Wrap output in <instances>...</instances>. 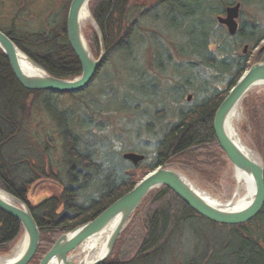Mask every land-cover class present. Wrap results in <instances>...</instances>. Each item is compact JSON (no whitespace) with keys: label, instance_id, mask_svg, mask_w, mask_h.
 Returning <instances> with one entry per match:
<instances>
[{"label":"trees","instance_id":"16d2710c","mask_svg":"<svg viewBox=\"0 0 264 264\" xmlns=\"http://www.w3.org/2000/svg\"><path fill=\"white\" fill-rule=\"evenodd\" d=\"M136 1L91 2L107 57L87 89L68 94L80 99L78 106L62 107V94L25 89L0 48V189L24 202L39 226L41 242L30 264H40L61 236L96 220L150 170L187 159L203 167L211 157L218 158V152L227 158L215 134V116L243 73L264 62V30L245 23L231 36L218 23L217 17L238 3L235 0H154L144 10ZM71 2L59 11L48 8L39 28L20 29L15 20L9 26L0 23V30L30 59L49 75L66 80L83 72L68 40ZM141 17L158 26L146 30L148 41L141 35ZM168 36L172 43L161 41ZM86 37L99 58L98 33L92 28ZM244 44L251 50L240 52ZM146 45L155 53L153 74L145 69L137 78L150 83L152 93L130 88L127 98L132 97L131 103L126 100L117 106L112 103L116 100L110 96L112 89L104 90L108 107L98 105L97 99L81 98L108 62L117 56L135 60ZM168 70L174 79L165 87L160 76ZM256 103L264 110V96ZM143 104L147 108L142 109ZM112 110L129 111L133 120L145 123L131 136L138 140L146 135L147 144L154 141V150L147 154V147L140 145L143 140L131 151L143 154L144 162L149 160L146 165H133L111 138H102L109 130L103 119ZM40 116L50 120L54 134L42 128ZM143 169L145 174H138ZM47 183L58 185L60 192L32 204L31 188ZM136 212L143 217V230L136 234L133 249L103 264H264V206L246 223L222 225L199 215L173 191L161 187ZM23 235L22 224L0 210V256H7Z\"/></svg>","mask_w":264,"mask_h":264},{"label":"water","instance_id":"95a60500","mask_svg":"<svg viewBox=\"0 0 264 264\" xmlns=\"http://www.w3.org/2000/svg\"><path fill=\"white\" fill-rule=\"evenodd\" d=\"M91 1L73 0L68 14V40L83 69L82 75L73 80L55 78L49 75L46 70L36 64L26 54L29 60L42 71V74L38 76L24 74L17 60V53L22 50L17 47L7 34L0 30V48L8 58L16 78L25 89L49 91L57 94H77L92 84L96 72L107 57V49L102 31L93 16H91L89 22L98 32L101 44V53L98 59L93 56L81 29L79 22L80 11L85 3ZM241 7V3L229 6L226 9L225 16H219L217 19L221 25L227 27L231 36L236 35L239 30L238 19L241 14ZM259 85H264V62L255 63L243 73L220 105L214 120L216 137L229 162L234 168L250 173L254 179L255 192L250 204L234 212L219 210L206 202L194 189L195 186L182 173L170 168L168 165L159 166L149 171L133 190L112 204L96 220L61 236L53 248L44 256L40 264H52L53 262H56V264H75L73 257L77 249L90 237L103 231L114 219L120 217V225L111 238L107 254L99 261L93 263L103 264L109 259L121 233L127 227L145 198L152 191L161 187H167L199 215L218 224L239 225L255 218L264 206V162L261 165L254 163L234 144L228 135L226 122L234 107L242 102L252 89ZM191 98L190 96L188 100H191ZM124 158L135 166L145 160L144 155L137 153H126ZM9 195L14 202L9 203L0 198V210L22 224L24 235L25 237L27 236V247L23 255L16 261H1L0 264H30L39 249L41 232L30 208L13 195Z\"/></svg>","mask_w":264,"mask_h":264},{"label":"rangeland","instance_id":"374dc122","mask_svg":"<svg viewBox=\"0 0 264 264\" xmlns=\"http://www.w3.org/2000/svg\"><path fill=\"white\" fill-rule=\"evenodd\" d=\"M52 1L53 0L0 1V23L3 25H8L12 20H15L17 27L20 29H33V27L39 28V25L41 23L42 25L44 24V19L47 16V12H49L48 8L53 7V9L50 11H59V8L64 7L65 3L69 0H54V2ZM235 1L242 4L241 16L239 19L240 25L245 23L248 25L256 24L264 30V0ZM153 2L154 0H139L138 2L136 1L138 5L137 7L139 9L145 7L142 10L149 7ZM140 20H142L140 24L141 35H143L144 39L148 41V37H145L146 30H157L158 26H156L157 24H153L145 20L144 17H141ZM92 28L95 29V27L91 23H88V27L84 29V34L87 43L91 51L93 52L92 46L88 38L86 37V34L88 35ZM172 40L173 39L170 36H168V39H161V41L165 44H168L169 42L172 43ZM261 44L264 45V41ZM245 47L246 44L242 45V47L240 48V52H242ZM213 49H216V46H213ZM150 50L151 49L148 45L141 47L135 56V60L127 59L123 56H117V58L112 59L110 62H108L106 68L102 70L100 78L96 80L94 85L90 88V91L84 92V95H82L81 98L84 99L87 97V100L89 102L90 99H97L98 105L100 104L103 105V107H108V101L103 96V94L106 93V90L112 89L110 96L116 98V100H114L112 103H118L117 106H122L123 103L126 102V100H128L127 104L131 103L132 97L130 99L127 98V95H129L130 93V88L132 90L136 88L146 93H152L153 89L152 86H150L151 84L141 82L137 78L138 73L140 74L142 70L146 69L149 71V73L151 72L150 70H152V61H154L155 59V53ZM250 50L251 49H249L248 51ZM173 79L174 76L171 73V70L166 71L165 74H161L160 76V82L162 83V86L165 87L171 86ZM88 93H90L91 98H89L90 96H88ZM131 96H133V93L131 94ZM189 96L192 95L189 94L188 97ZM263 96L264 87L252 89L242 101L240 117L236 118L234 121L235 129L240 135L243 142L261 157L262 162L264 153V110L257 106L256 100L257 98H262ZM59 103L62 107H74L75 105L78 106V104H80L81 102L79 98L72 99L68 95H61L59 96ZM141 107L142 109L147 108L144 104ZM133 118L134 117L129 111L125 110L117 112L115 110H112L105 117V119H103V121L106 122L109 126V130L107 133H102V138H111L116 143V147L121 150L122 154H141L137 151L135 152L131 150L144 140L140 145L146 146V151L148 150L147 154L150 155L155 147L154 141L152 140L151 144H147L145 140H148L149 137H147L146 135H143V137L141 139L139 138L138 140H135L131 136V133L138 127L141 129L145 126L144 122L142 125L141 122L135 121L133 120ZM38 119L40 120L41 126L44 130H47L50 133L54 134L53 124L47 117L40 116ZM58 157H60L59 154ZM196 162L197 161L195 159H187L185 162L177 161L172 164L170 168L182 173L195 187L209 193L213 198L224 203L233 200L237 191V182L234 175V166L229 162V160L227 158L225 159L221 157L218 152V158L211 157L207 164L203 165V167L201 165H198ZM147 163H149V160L148 162H143L144 165H146ZM138 174L144 175L145 170H140V173ZM59 192L60 189L58 185L54 183L33 186L30 192V202L32 204L39 203L45 198H49ZM148 206L149 205H146V207ZM137 213L138 212L133 215L127 227L121 233L109 259L114 258L115 255L128 251L129 248L133 249V246L136 242V234L140 233V231L143 230V217L142 215L136 216ZM16 245L17 244H15V246ZM14 247L11 248L13 249ZM12 249H10L8 255L11 254ZM77 253H79V249H77L74 255H76Z\"/></svg>","mask_w":264,"mask_h":264},{"label":"bare ground","instance_id":"6f19581e","mask_svg":"<svg viewBox=\"0 0 264 264\" xmlns=\"http://www.w3.org/2000/svg\"><path fill=\"white\" fill-rule=\"evenodd\" d=\"M91 2L85 3V5L82 7L80 11L79 22L83 33H84V29L88 27V23H90L89 21L92 16L90 10ZM17 60L24 74L29 76H38L42 74V71L36 65H34L25 55V53H23L22 51H18ZM262 87H264V85H259L254 89L262 88ZM241 104L242 102L236 105L232 110V112L230 113L226 122V129L229 137L234 142V144L250 160H252L254 163L258 165H261L263 163L261 157L255 151L251 150L243 142L240 135L235 129L234 121L236 118H239L241 115ZM234 175L237 182L236 195L233 200L227 201L226 203L221 202L213 198L209 193L202 191L197 187H194L193 185L192 186L206 202H208L210 205L214 206L215 208L225 212L238 211L251 203L255 192V184L252 175L244 170L234 168ZM0 198L9 203L14 202L13 198L2 189H0ZM119 225H120V217L110 222L103 231H101L98 234H95L94 236L86 240L79 248V253H77L73 257V261L75 262V264H93L94 262H97L100 259H102L107 254L109 250V243L111 241V238L114 232L119 227ZM23 236L18 241L17 245L12 249L10 255L0 256V262L1 261L14 262L23 255L27 247V238H26L27 236L26 237L25 235ZM52 264H56V262H53Z\"/></svg>","mask_w":264,"mask_h":264}]
</instances>
